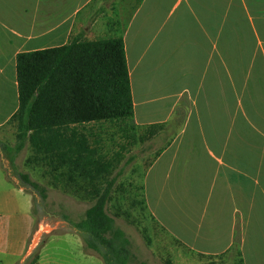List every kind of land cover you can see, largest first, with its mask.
<instances>
[{
	"label": "crops",
	"instance_id": "obj_1",
	"mask_svg": "<svg viewBox=\"0 0 264 264\" xmlns=\"http://www.w3.org/2000/svg\"><path fill=\"white\" fill-rule=\"evenodd\" d=\"M94 2L0 0V126L18 107L16 54L91 32ZM122 36L135 124L167 128L187 98L142 175L148 213L204 255L228 252L238 227L243 264H264V0H132ZM35 231L31 194L0 166V264H24ZM32 264L102 260L70 232L47 235Z\"/></svg>",
	"mask_w": 264,
	"mask_h": 264
},
{
	"label": "trees",
	"instance_id": "obj_2",
	"mask_svg": "<svg viewBox=\"0 0 264 264\" xmlns=\"http://www.w3.org/2000/svg\"><path fill=\"white\" fill-rule=\"evenodd\" d=\"M15 70L18 107L9 120L16 121V142L0 143L5 157L11 161L27 141L35 159L49 168L54 179L62 178L75 193L82 191L85 198L94 200L74 227L81 232L85 248L97 253L103 264H148L137 258L129 235L116 224L119 214L108 211L113 200V162L90 142V127L103 122L125 124L127 132L144 129L138 137L142 140L153 137L157 128L166 129L165 122L142 125L133 121L122 30L95 39L72 36L59 46L18 52ZM186 105L184 96L174 111L181 121ZM19 175L23 183L36 188L26 174ZM142 198L144 203L143 192ZM239 242L237 227L228 252L240 257ZM37 255L31 253L24 264H32Z\"/></svg>",
	"mask_w": 264,
	"mask_h": 264
},
{
	"label": "rangeland",
	"instance_id": "obj_3",
	"mask_svg": "<svg viewBox=\"0 0 264 264\" xmlns=\"http://www.w3.org/2000/svg\"><path fill=\"white\" fill-rule=\"evenodd\" d=\"M131 4L132 0H95L92 19L88 20V25L93 21L94 26L91 32L79 36L88 39L121 32ZM6 107L5 103H0V118ZM181 119V115H174L166 129L157 128L153 137L144 140L138 138L144 129L127 132L122 123L103 122L90 127V142L103 157L113 162L110 175L114 178L113 200L108 204V211L111 215L119 214L115 217L116 224L129 235L137 258L148 264H241L240 257L233 251L216 256L191 251L160 227L145 208L140 189L142 175L157 150L165 146L180 126ZM15 135L14 119L0 126V143L14 145ZM0 166L12 183L32 196L36 227L33 241L37 244H32L31 253L38 252L41 247L38 244L50 234L73 232L82 238L74 224L84 218L94 200L85 198L82 191L75 193L62 178L54 179L49 168L35 159L27 141L11 161L0 146ZM19 174H26L36 188L23 183ZM91 253L100 258L97 253Z\"/></svg>",
	"mask_w": 264,
	"mask_h": 264
}]
</instances>
